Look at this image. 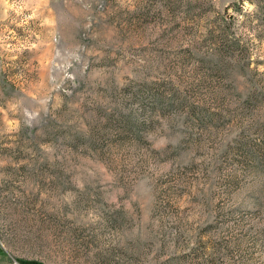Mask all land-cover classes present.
Returning a JSON list of instances; mask_svg holds the SVG:
<instances>
[{
	"label": "rangeland",
	"instance_id": "1",
	"mask_svg": "<svg viewBox=\"0 0 264 264\" xmlns=\"http://www.w3.org/2000/svg\"><path fill=\"white\" fill-rule=\"evenodd\" d=\"M0 264H264V0H0Z\"/></svg>",
	"mask_w": 264,
	"mask_h": 264
},
{
	"label": "trees",
	"instance_id": "2",
	"mask_svg": "<svg viewBox=\"0 0 264 264\" xmlns=\"http://www.w3.org/2000/svg\"><path fill=\"white\" fill-rule=\"evenodd\" d=\"M214 70H216V72H223L224 69H222V66H220L219 64H216V66L213 67Z\"/></svg>",
	"mask_w": 264,
	"mask_h": 264
}]
</instances>
